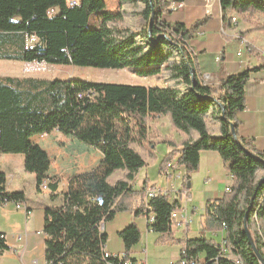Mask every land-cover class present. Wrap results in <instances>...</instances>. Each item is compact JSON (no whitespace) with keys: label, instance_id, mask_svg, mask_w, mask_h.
<instances>
[{"label":"trees","instance_id":"16d2710c","mask_svg":"<svg viewBox=\"0 0 264 264\" xmlns=\"http://www.w3.org/2000/svg\"><path fill=\"white\" fill-rule=\"evenodd\" d=\"M172 1L120 0L119 9L111 10L106 0H78L75 5L69 0H0L2 60L130 67L139 75L165 81V85L144 86L0 74V153L28 157L33 119L50 112L76 117L73 134L103 155L97 166L69 177L61 204L44 208L46 264H138L132 248L142 234L134 222L119 232L125 246L123 256L107 249L108 233L102 224L119 211H131L135 216L153 214L150 229L161 234V242L179 243L181 249L193 254L205 252L209 259L221 255V244L214 238L174 237L173 212L182 206L170 201L171 191L159 190L147 203V188L156 187L149 186L147 179L144 187H134L140 168L156 156L151 149L156 142L150 135V119L157 115H168L172 128L184 134L179 143L171 137L161 139L173 148L159 166L160 172H165L177 157L178 165L184 167L183 191L189 195L203 150L217 151L233 177L230 190L222 198L208 201L205 212L204 229L225 232L230 255L222 258L221 264H236V256L244 264H262L244 224L247 219L264 259V148L238 133L239 113L246 107L245 88L251 73L260 67L230 73L217 84L204 82L190 44L199 23L187 26L169 21L165 16L174 11ZM125 2L135 7L134 13L143 20L139 29L125 23L127 11L121 8ZM220 3L225 19L231 11L264 14V0ZM51 8L56 12L51 14ZM92 13H98V18L88 27ZM249 22L244 35L264 31V22ZM31 36L37 38L33 48L27 47ZM45 180L48 187L57 189L56 176L39 174L38 190ZM6 182V173L0 171V203H23L25 192L8 190ZM138 197L141 202L135 206ZM7 248L5 233L0 232V254Z\"/></svg>","mask_w":264,"mask_h":264},{"label":"crops","instance_id":"0c3cea01","mask_svg":"<svg viewBox=\"0 0 264 264\" xmlns=\"http://www.w3.org/2000/svg\"><path fill=\"white\" fill-rule=\"evenodd\" d=\"M175 1H181L182 5L165 17L171 22H183L187 26L199 23L190 44L197 55L199 68L205 82L217 84L222 77L230 73L244 71L251 67H260L251 73L246 85V107L239 113L241 123L238 133L251 139L258 147L264 148V32L252 31L244 35L242 31L250 28V24L242 19L241 13L236 11H231L225 19L220 0ZM233 15L237 16L235 22L231 19ZM161 81L163 84H155L165 85V81L163 79ZM53 115L61 117L66 114L48 112L35 117L37 121L36 125L33 124L31 127L32 149L28 155L27 166L28 168L33 166L35 146L38 145L41 147L40 150L45 152L49 166V169L40 174L56 176L58 179L57 189L52 190L51 187H48L38 190L36 183L34 199H31L26 191L10 187V173L0 163V171L7 175L8 190L24 191L26 195L22 207H18L16 202L12 201L0 203V232L5 233L8 244V248L0 254V264H39V261H41L40 264H46V235L43 233L44 208L48 205L62 203V193L67 191L71 175L90 170L103 159L99 150L78 137L74 138L73 135L71 136L72 144L81 147L84 154L77 157L74 153H67L64 156L63 147L60 143L57 144V141L62 140L60 136L63 134L59 133L63 127L61 124L64 118L50 132L45 130V128H50L49 123H55L56 120L49 118ZM55 119L58 120V118ZM150 124L151 138L156 142V148L164 147L165 154L173 147L161 142L163 137H171L177 143L184 138L183 133L172 128L168 115L154 116L151 118ZM46 125L48 126L46 127ZM56 154L62 158L58 163H55ZM163 156V153L156 154L154 159H148L147 165L140 168L134 187L137 189L144 187V182L147 179L148 185L155 186L157 191H171L170 201H178L182 207L186 208L187 215L192 219L191 223L188 226H174L175 238H194L202 235L214 238L216 241V236L222 238L225 235L224 230L213 233L204 229L207 202L222 198L226 187L231 186L233 182L232 175L224 168L221 155L215 150L201 151L200 166L192 174L189 195L183 191L181 181L184 167L172 168L168 173L160 172L159 166ZM174 161H177V157L174 158ZM52 194L55 195L51 196ZM140 202L141 197L136 198L135 206H138ZM39 212H41V216H34ZM195 216L198 218L197 222ZM133 222L140 228L142 237L141 241L133 246L132 256L138 259V264H146L145 259L137 257L134 253L137 247L141 249L145 246L142 241L144 234L146 236L152 234L155 237L157 235L149 228L146 214L135 216L131 211H119L111 221L104 223V229L108 233L107 249L115 254H124L125 246L119 232ZM202 231L205 233L202 234ZM113 240L116 242L114 243ZM174 246L177 247V253L169 264L176 262L179 258L181 244L177 243ZM37 253L41 255L35 256ZM200 255L205 256L206 253L202 252Z\"/></svg>","mask_w":264,"mask_h":264},{"label":"rangeland","instance_id":"374dc122","mask_svg":"<svg viewBox=\"0 0 264 264\" xmlns=\"http://www.w3.org/2000/svg\"><path fill=\"white\" fill-rule=\"evenodd\" d=\"M108 3L107 8L111 10L119 9L120 0H106ZM127 11L125 16V23L130 25L134 29L140 28V23H143V20L140 18V15L134 13L135 7L131 4L125 2L122 7ZM237 17L236 15H233ZM98 18V13H92L90 20L87 23L88 27L94 25L95 20ZM237 19V18H236ZM242 19L250 24L249 21H260L264 22V14L259 12L254 14H242ZM235 22V21H234ZM264 32V31H262ZM0 74L1 75H13V76H33L40 78H61V79H80L94 82H113V83H128L135 85H144V86H153L155 83L163 84L160 78L157 76H142L133 71L130 67L124 68H98L91 66H73V65H58V64H48L46 62H20L13 60H2L0 59ZM50 119L58 120L55 118H64L61 124L62 129L59 134H63L60 136V142L57 141V144L60 143L65 151V155L67 153H74L77 157L81 156L80 154H84V150L81 147L73 145V141L71 136L77 138L73 134V128L77 122V118L70 115H63L59 117L58 115H53L49 117ZM151 120V119H150ZM37 119H33V124L36 125ZM53 122V121H50ZM50 128H45L46 131L50 132L51 129L54 128V123H49ZM48 125H46L47 127ZM79 139V138H78ZM157 146V144H156ZM41 147L38 145L35 146L36 153L33 155L34 164L28 168V157L23 153H0V163L5 167L6 171L10 173L9 175V185L12 189H22L27 192L28 196L31 199L33 198V193L35 191V184L37 175L41 172L49 169L48 160L45 156V152L40 150ZM163 146L151 148L156 154H164ZM57 158L55 163H58L62 160V158L56 154ZM163 156V157H164ZM156 157V156H155ZM163 159V158H162ZM152 171V170H151ZM138 178V175H137ZM136 178V180H137ZM135 180V181H136ZM182 181V180H181ZM200 182V181H199ZM197 182V183H199ZM201 186V185H199ZM35 201V200H32ZM36 203V202H34ZM41 212L35 213L34 216H41ZM196 217V216H195ZM198 218H195L197 222ZM156 237L152 234L146 236L143 235L142 241L145 243V246L140 249L137 247L134 250L137 257H142L145 259L146 264H169L173 257H175L177 253V245L175 242H161L159 240L160 233L155 232ZM205 233L202 231V234ZM40 234V233H39ZM205 235V234H204ZM142 237V236H141ZM217 241L219 242V236H216ZM221 239V238H220ZM141 241V240H140ZM115 243L116 241L113 240ZM180 253V252H179ZM143 254V256H141ZM41 254L37 253L35 256H40ZM41 261H39L40 264Z\"/></svg>","mask_w":264,"mask_h":264},{"label":"built area","instance_id":"2783aa9c","mask_svg":"<svg viewBox=\"0 0 264 264\" xmlns=\"http://www.w3.org/2000/svg\"><path fill=\"white\" fill-rule=\"evenodd\" d=\"M78 0H69V4L70 5H75L77 4ZM182 2L181 1H175L173 0L170 8L171 9H176L177 7L181 6ZM57 9L55 8H51L50 9V13L53 14L56 12ZM234 20L236 21V18H234ZM37 41V38L35 36H31L30 39L28 40V44L27 47L29 48H33L35 42ZM205 82V81H204ZM178 163L177 161H172L170 163H168L167 169L165 170V172H169L172 168H178ZM178 176H180V174H177ZM41 189H47L48 185H47V181L45 180L42 183V186H40ZM230 190V186L226 187V191ZM157 194V190L153 189V188H147V192H146V202L148 203L150 198H152L153 196H155ZM7 203V202H5ZM18 207H22L23 203L22 202H16ZM173 218L175 220V226H188L191 223V218L190 216L187 215V210L184 207H181L179 210H175L173 212ZM147 221H148V226L150 228V223H153L155 221V216L153 214L147 216ZM224 227H225V223H223ZM219 243L221 244V255H219L218 257L215 258H208L206 255L205 256H201L200 253L199 254H193L191 252H189L187 249L182 248L180 250V254H179V258H178V264H221L220 260L222 258L228 257L230 254V250L227 248L226 246V242H225V235L220 239ZM109 251V250H108ZM110 252V251H109ZM111 253V252H110ZM108 255V253H107ZM120 255V254H119ZM122 255H120V257H122ZM234 262L236 264H244L242 259L239 258L238 256L234 257ZM127 264H131L130 261L127 262Z\"/></svg>","mask_w":264,"mask_h":264},{"label":"water","instance_id":"95a60500","mask_svg":"<svg viewBox=\"0 0 264 264\" xmlns=\"http://www.w3.org/2000/svg\"><path fill=\"white\" fill-rule=\"evenodd\" d=\"M154 17H155V16H154V13H153V14H152V17H151V20H150V28H151L152 25H153ZM223 116H224V111H223ZM232 133H233L235 139L238 140L237 132H236V129H235L234 126L232 127ZM250 206H251V205H250ZM249 209H250V208H249ZM248 211H249V210H248ZM247 213H248V212H247ZM102 228H104V224H102ZM244 231H245V233L247 234V236H248V238H249V240H250V242H251V244H252V246H253V248H254V250H255V253H256V255H257L258 259H259V261H260L262 264H264V259H263L262 255L260 254V252L258 251V249H257V247H256V244H255V242H254V240H253V238H252V236H251V234H250V231H249V228H248V224H247V219H245Z\"/></svg>","mask_w":264,"mask_h":264},{"label":"bare ground","instance_id":"6f19581e","mask_svg":"<svg viewBox=\"0 0 264 264\" xmlns=\"http://www.w3.org/2000/svg\"><path fill=\"white\" fill-rule=\"evenodd\" d=\"M234 18H236V17H235V16H232V17H231V19H232L233 21H235ZM232 20H231V21H232ZM40 186H42V184H41ZM239 258H241V257H239Z\"/></svg>","mask_w":264,"mask_h":264}]
</instances>
